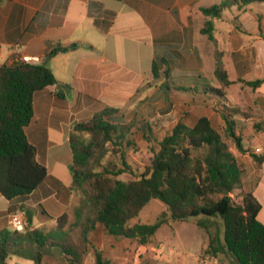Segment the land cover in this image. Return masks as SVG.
<instances>
[{"label":"trees","instance_id":"16d2710c","mask_svg":"<svg viewBox=\"0 0 264 264\" xmlns=\"http://www.w3.org/2000/svg\"><path fill=\"white\" fill-rule=\"evenodd\" d=\"M255 3L264 0H226L203 9L207 20L202 33L216 42L211 18H219L232 6L243 8ZM96 23L99 25L100 21L96 19ZM66 50L64 46H55L49 56ZM157 63L170 70L167 59H154V77H159ZM215 75L224 87L233 83L221 59L217 61ZM263 83L264 79L247 82L254 88ZM54 84L59 81L46 64L20 62L0 66V194L9 201H25L48 177L25 128L34 116L35 93ZM203 92L225 98L222 89L208 84ZM222 118L226 124L224 136L207 116H201L194 126L179 120L160 142L151 167L139 179L128 181L118 176L129 170L125 149L133 144L135 120L125 121L119 109L110 107L76 122L70 135L73 182L69 190L79 196L78 204L57 218L42 209L45 220L55 222L53 228L45 230L27 224L23 232L0 230V264H7L13 256L34 264H55L59 257L68 264H84L89 252L94 254V264H113L92 244V233L101 224L109 235L147 244L165 220L134 226L129 222L152 200L165 204L175 221L199 219V225L210 233L207 254L216 259L225 255L237 264H264V224L258 219L262 205L246 189L247 170L227 141H233L241 154L248 150L232 115L223 112ZM141 127L143 132L152 131L147 122ZM254 127L261 131L264 122ZM197 151L201 152L194 154ZM110 155L119 157L127 169L106 166ZM252 158L260 169L264 153H252ZM17 211V206L9 209L10 214ZM211 219L219 220L220 225L216 227Z\"/></svg>","mask_w":264,"mask_h":264},{"label":"crops","instance_id":"0c3cea01","mask_svg":"<svg viewBox=\"0 0 264 264\" xmlns=\"http://www.w3.org/2000/svg\"><path fill=\"white\" fill-rule=\"evenodd\" d=\"M225 1L0 0V66L28 56L39 59L33 64L49 66L59 81L35 93L34 116L25 128L48 177L23 202L0 194V230L12 229L11 206L18 207L29 227L42 228L55 223L45 220L42 209L57 218L75 205L76 195L69 190L73 125L128 97L132 81L122 74L121 61L202 60L207 20L202 10ZM211 19L219 44L236 58L257 61L258 78L264 79V3L232 6ZM58 45L67 50L49 56ZM249 160L245 187L260 201L258 219L264 224V163L257 169ZM14 257L7 264H17Z\"/></svg>","mask_w":264,"mask_h":264},{"label":"rangeland","instance_id":"374dc122","mask_svg":"<svg viewBox=\"0 0 264 264\" xmlns=\"http://www.w3.org/2000/svg\"><path fill=\"white\" fill-rule=\"evenodd\" d=\"M204 43L202 60H174L170 63V70L168 66L157 63L159 77L153 76L151 59L121 61L122 74L127 80L131 79L132 91L127 92L126 98L123 93L125 100H113V106L106 107L119 109L125 121L134 119L137 126L132 130L133 144L125 149L129 170L118 176L119 179H139L151 167L164 136L179 120L194 126L201 116H207L224 136L226 124L222 113H230L236 121L237 132L248 153L241 154L231 140L227 143L241 163L248 168L252 153H256L255 148L264 149V128L260 131L254 127L264 122V88L261 90L260 87L254 88L247 84L259 80L262 70L257 69V61L249 62L232 56L224 44L210 41L207 35ZM218 59H221L229 79L233 82L227 87L222 86L215 75ZM207 84L222 89L225 98L204 93V86ZM181 87L188 90L180 89ZM144 122L151 125L152 131L146 129L144 133L141 130ZM105 165L115 170L127 169L120 158L114 155L108 156ZM75 197L77 205L79 196L76 194ZM159 219H164L165 223L147 244L138 239L109 235L101 224L91 235L92 244L102 250L105 258L113 264H237L225 255L216 259L207 254L210 233L199 225V219L175 221L171 218L168 207L159 200H152L129 225L153 224ZM209 221L214 222L216 227L220 225L217 219ZM52 224L45 225L42 229L53 228L55 223ZM214 231L215 227H212L210 232ZM13 259L17 264H34L22 258ZM94 263L93 252L87 253L84 264ZM55 264L68 262L59 257V262Z\"/></svg>","mask_w":264,"mask_h":264},{"label":"built area","instance_id":"2783aa9c","mask_svg":"<svg viewBox=\"0 0 264 264\" xmlns=\"http://www.w3.org/2000/svg\"><path fill=\"white\" fill-rule=\"evenodd\" d=\"M38 61H39V59L33 60L28 56L14 57L11 60L10 65L20 63V62L31 63V62H38ZM256 151L260 152V149H257ZM10 225H11L12 230L23 232L26 230L27 222H26V219L24 218V216L22 214L15 212V213H11V215H10Z\"/></svg>","mask_w":264,"mask_h":264},{"label":"water","instance_id":"95a60500","mask_svg":"<svg viewBox=\"0 0 264 264\" xmlns=\"http://www.w3.org/2000/svg\"><path fill=\"white\" fill-rule=\"evenodd\" d=\"M226 194H229V191L228 190H226Z\"/></svg>","mask_w":264,"mask_h":264}]
</instances>
